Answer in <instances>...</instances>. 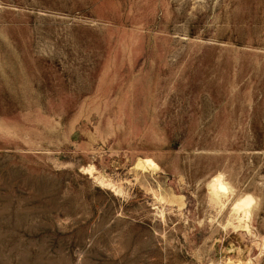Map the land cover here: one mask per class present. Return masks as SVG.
<instances>
[{"label":"rangeland","instance_id":"rangeland-1","mask_svg":"<svg viewBox=\"0 0 264 264\" xmlns=\"http://www.w3.org/2000/svg\"><path fill=\"white\" fill-rule=\"evenodd\" d=\"M0 264H264V0H0Z\"/></svg>","mask_w":264,"mask_h":264}]
</instances>
